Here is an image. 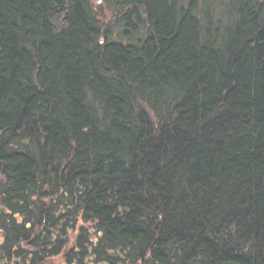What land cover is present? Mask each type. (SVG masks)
<instances>
[{"label": "trees", "instance_id": "obj_1", "mask_svg": "<svg viewBox=\"0 0 264 264\" xmlns=\"http://www.w3.org/2000/svg\"><path fill=\"white\" fill-rule=\"evenodd\" d=\"M0 0V264H264V0Z\"/></svg>", "mask_w": 264, "mask_h": 264}, {"label": "rangeland", "instance_id": "obj_2", "mask_svg": "<svg viewBox=\"0 0 264 264\" xmlns=\"http://www.w3.org/2000/svg\"><path fill=\"white\" fill-rule=\"evenodd\" d=\"M90 2L92 9L96 12V14H102L101 22L107 24L111 17V12L106 9L105 5H99L101 4V0H90Z\"/></svg>", "mask_w": 264, "mask_h": 264}]
</instances>
